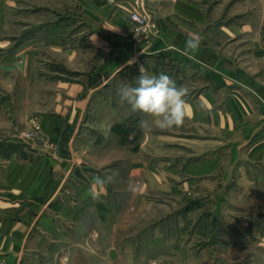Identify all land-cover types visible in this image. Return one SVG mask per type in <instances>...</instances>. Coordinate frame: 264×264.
Returning a JSON list of instances; mask_svg holds the SVG:
<instances>
[{"label": "crops", "instance_id": "1", "mask_svg": "<svg viewBox=\"0 0 264 264\" xmlns=\"http://www.w3.org/2000/svg\"><path fill=\"white\" fill-rule=\"evenodd\" d=\"M132 12L146 14L156 28L141 31ZM196 35L199 48L186 53V40ZM155 61L172 64L174 78L189 90L191 136L145 137L134 153L96 166L79 145L90 101ZM33 128L44 144L25 139ZM106 173L118 175L98 189L92 177ZM129 178L137 182L135 193ZM228 179L246 180L245 189L224 187ZM229 191L262 201L264 221V0H0V254L6 264L218 261L223 253L205 243L212 242L208 233L218 216L199 215L193 234L190 221L206 209L204 197L214 196L218 210ZM162 197L186 211L179 234L171 238L156 224L144 239L134 229ZM253 215L246 208L242 223L232 225L246 233L231 236L234 264H255L259 254L264 259L255 251L264 236L254 235Z\"/></svg>", "mask_w": 264, "mask_h": 264}, {"label": "rangeland", "instance_id": "2", "mask_svg": "<svg viewBox=\"0 0 264 264\" xmlns=\"http://www.w3.org/2000/svg\"><path fill=\"white\" fill-rule=\"evenodd\" d=\"M168 63L155 61L154 63H147L145 68L149 75L164 73L169 75L178 86H183L181 78L178 76L179 79L176 77L174 78L172 67L168 68V66H172V64ZM181 72L182 69L180 68L176 70V73L179 75ZM127 75L129 79L124 83L134 86L135 80L140 75V72L137 70H131ZM124 83L116 81L108 87V89H105L97 95V97L93 98L88 105L82 122V136L79 141L80 148L88 154L89 161L99 167L106 165L110 166V161L111 165H113L116 162L114 160L120 156L126 157L129 154L134 153L139 143L144 140L145 137L151 139V137H156V135H158L164 139H168V136H172L173 133L181 136H191L190 132L192 131V128L186 120L183 126L179 128H173L168 131H161L157 128H153L150 132H142L138 128V122L143 118L142 114L132 112L130 106L126 102H121L117 95V89ZM25 139L32 144L35 142L44 144V138L36 128L29 131L25 135ZM46 147L50 151L58 150V146L53 143L46 144ZM149 148L150 147L147 146V149ZM4 153L5 156L10 155L8 150ZM245 186L246 180H224V187L230 189L237 187L245 189ZM204 198L207 201L205 204L206 209L204 211L202 210L201 214L197 212L195 220L193 217L191 218V234H193L192 227L194 222H198L199 220V215H201V218H204V215H206L205 217L210 218V216L213 217L214 214H216L218 219L212 226V230L208 233L209 238L212 242L215 241V243L209 241V243H205L207 246L212 247L213 251L216 250L217 253H223V259H219L218 261L213 259L212 262L209 261L208 264H234L236 259L231 258L229 255V252L232 249L231 236L238 233L239 235H244L246 233L244 228L237 226L232 227V225H236V222L240 225L242 223L240 219L246 217V208L252 209L255 211V215H253L255 216V219L253 217L251 220V223L253 222L251 229L256 237L264 236V221L262 218L263 202L260 201V204L258 205L257 201L254 203L253 201H248L245 195H238V192L229 191L227 195H224L222 199H220L219 202H222V204L218 202L220 204L219 209L215 210V203L213 202L214 196H206ZM195 206L196 203H192L191 207L194 208ZM183 208L184 207L178 201H166L163 197L158 198L156 209L148 213V215H144L143 219H141V223L136 226L134 230L140 232V236L143 234V238L145 239L151 235V232H153V225L158 224L162 227L165 234L171 238H175L179 234L178 223L184 219V216L182 217V214H184L182 213L184 211ZM184 212L186 213V211ZM255 251H258L257 253L264 252V245L259 244ZM257 253L256 255H258ZM241 262L245 264L246 260L240 261V263ZM255 264H264V259L260 254L256 256Z\"/></svg>", "mask_w": 264, "mask_h": 264}, {"label": "clouds", "instance_id": "3", "mask_svg": "<svg viewBox=\"0 0 264 264\" xmlns=\"http://www.w3.org/2000/svg\"><path fill=\"white\" fill-rule=\"evenodd\" d=\"M202 42L199 35L189 37L185 42V52L193 53ZM140 75L135 80V85L122 84L117 89L121 102H126L131 111L142 114L138 128L142 132H150L153 128L168 131L183 126L186 119V100L189 90L177 83L167 74L149 75L146 68L141 65ZM118 173H106L92 177V184L98 189L106 188L115 182ZM128 190L135 193L137 182L132 178L128 181ZM92 199L99 198L98 191L90 190Z\"/></svg>", "mask_w": 264, "mask_h": 264}, {"label": "built area", "instance_id": "4", "mask_svg": "<svg viewBox=\"0 0 264 264\" xmlns=\"http://www.w3.org/2000/svg\"><path fill=\"white\" fill-rule=\"evenodd\" d=\"M130 18L133 22H135L139 26V28L142 31H148L150 27L156 28V26L150 22V18L146 14L132 12L130 14ZM0 264H6L5 258L1 254H0Z\"/></svg>", "mask_w": 264, "mask_h": 264}, {"label": "trees", "instance_id": "5", "mask_svg": "<svg viewBox=\"0 0 264 264\" xmlns=\"http://www.w3.org/2000/svg\"><path fill=\"white\" fill-rule=\"evenodd\" d=\"M10 148H13V146H11ZM10 150H11V149H10ZM12 150H15V147H14Z\"/></svg>", "mask_w": 264, "mask_h": 264}]
</instances>
